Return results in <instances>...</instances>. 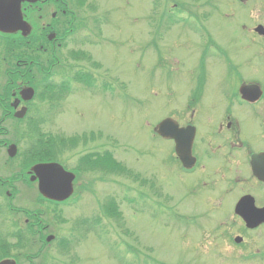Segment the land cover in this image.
Returning <instances> with one entry per match:
<instances>
[{"label":"rangeland","instance_id":"obj_1","mask_svg":"<svg viewBox=\"0 0 264 264\" xmlns=\"http://www.w3.org/2000/svg\"><path fill=\"white\" fill-rule=\"evenodd\" d=\"M205 1H172L179 6L188 3L187 8L195 19L203 16L201 37L208 36L206 27L213 40L222 49L216 56L210 58L213 64L209 69V80L204 97L218 101L219 91L223 87L230 89L229 95H237L242 83V81L236 83L238 74L244 81L259 82L264 91L262 73L264 39L261 41L259 36L256 37L249 32L257 23L264 26V0H250L244 6L238 0H213L219 3V5L213 4L214 10H210L207 6L208 1ZM82 2H86L84 11L88 17L107 13L110 19L113 15L106 28L107 37L110 39L112 37L113 43L101 48L102 52L97 47L96 51L87 48L92 54L91 59L99 62L100 65L98 74L93 76V80L97 83L94 89L103 93L110 91L112 95L108 93L105 94L106 97L97 93L90 95L89 91L80 87L75 88L71 80L72 74L69 77L64 75L67 77L65 82L71 92L64 104H50V101L44 104L40 100H35L30 103L32 107L29 106L31 111L28 113L27 121H43L40 127L44 134L54 136L56 134L60 138L66 136L68 139L77 140L70 141L73 148H77L79 152L76 156H71L74 151L72 149L69 152L67 148L55 153L66 167L72 169L77 166L79 155L81 156L87 149L86 151L91 154H109L121 168L111 170L97 166L90 169L89 176L82 174L84 181L80 182L81 187L78 184L80 188L71 201L72 204L59 207L57 210V214L62 215L59 217L62 219L60 221L64 222L49 227L47 235L56 236L55 243L50 246L43 244L42 247L32 248L33 251L30 248L27 253H31V257L26 258L28 255L25 253V259L18 261V264H72V259H74L73 264H213L214 261L216 264H243L240 261L233 262L228 253L225 257L219 255L218 252L222 247L200 248V243L193 240L195 235L199 237L200 234L193 235L188 242H182L181 225H174V232L171 234L169 219L166 217L170 204L164 203V200L155 193H151L149 203L142 204L133 200L136 196L134 188L149 190L148 188L153 185L150 190L169 195L170 203L177 206L176 210L182 214L206 212L214 219L222 220L226 218L225 216L229 218L232 215V213L228 215L227 210L217 213V209L212 208L213 203L206 202L207 194L198 193L201 191L199 186L194 184L195 176L188 175L191 173L182 175L179 172L171 176L168 159L173 144L155 138L150 133V126L166 116L174 106L176 107L174 102V106L166 105L168 91L172 93L171 100L180 101L188 97L191 89L188 86L189 80L183 76L184 72H181V69L176 72L174 70V73L163 68L155 71L153 69L157 65L156 55L144 51L149 49L146 39L153 37L149 30L150 0H82ZM155 9L159 12L158 18L162 16L160 13L166 12V7L161 5V2L157 3ZM156 24H159L158 19ZM191 27L193 31L189 29ZM158 28L160 33L157 37H166L167 43L171 46L169 48L166 43L164 46L161 43L159 47L163 60L159 58V61L173 64L175 59L177 65L184 66L185 70L188 69L187 66L195 67L198 61V37H200L197 23L190 20L188 14H183L162 18ZM259 54L262 55L261 58ZM37 55L42 61L47 60L49 56V54ZM66 57L64 52L61 51L59 54L57 52L56 59L59 63L51 67L52 79L55 83L63 81L62 74L57 69L64 70L68 66ZM84 59L81 58L82 63L80 61L76 64L78 67L75 69L82 78L85 77V70L81 69L88 66ZM206 60L204 57L202 62L205 64ZM227 67L233 71L232 84L228 86L225 83ZM18 79L17 83L20 82ZM3 81L2 77L0 85ZM102 81H107V84L113 88L112 91L109 87L100 89L99 84ZM74 92L76 95L73 94ZM56 98L55 94V100ZM241 116L244 117L243 114ZM1 118L3 116L0 111ZM4 120L5 122L1 124L3 129L0 142L7 140L14 143L19 154L30 144V137L25 136L24 142L20 143V133L17 132L20 122L16 123L14 119L6 118ZM240 123L242 134H251V126L244 118H240ZM54 151L56 152L55 147ZM7 158L6 149L0 146V180H5L3 185L13 186L6 179L14 175L17 166L13 159ZM133 173H137L142 178L137 179ZM106 174L109 175L108 183H98L104 181ZM14 185L18 189L17 197L13 201L14 206L17 209L35 208L36 203L39 202L35 188L31 185L24 186L20 182ZM8 186L0 187V191H6ZM238 194L240 190L235 189L226 197L225 206L232 208L233 198ZM107 199L114 201L104 202ZM113 204H116L120 211L118 223H115V220H106L101 213L103 208L100 207H109ZM3 205L6 210L4 202ZM39 207L42 208L44 215L47 214L46 220L53 223L48 207L45 205ZM86 221L91 222L90 224L98 221L101 226H112V228L114 224L117 225L121 232L119 236L122 246H113L111 236H107L101 228L96 229L92 234L84 235L81 243H77L76 236L82 233L75 232L78 231L77 229L83 230L82 226ZM191 231L200 233L203 229L196 227ZM253 241L256 247L264 248V239L256 237ZM58 244L59 248L70 245L73 249L68 256H62L57 251ZM12 254L13 252L10 253ZM204 259L207 260L203 261Z\"/></svg>","mask_w":264,"mask_h":264},{"label":"flooded vegetation","instance_id":"obj_2","mask_svg":"<svg viewBox=\"0 0 264 264\" xmlns=\"http://www.w3.org/2000/svg\"><path fill=\"white\" fill-rule=\"evenodd\" d=\"M31 1L21 4L23 18L31 26L30 35L27 37H34V46L40 51H49L55 64L59 63L56 57L62 46L61 43L70 34L82 32L86 24L77 17L72 0H40L39 3ZM91 25L95 27L97 24L92 23ZM50 33L55 34L54 42L48 40ZM20 35V33L0 34V37H19ZM95 42L96 37H91L88 34H85V37L71 38V46L74 48H81L84 45L92 46ZM203 51L204 49L199 57L198 65L187 71L188 78L194 82L188 97L180 101H173L172 98L167 99L169 102L176 103V107L172 108L165 116V119L175 120L180 128L194 127V140L190 150L195 159V165L189 171L184 170L174 154V142L169 141L173 144L168 159L169 174L175 176L180 171L191 173L195 176L198 184L210 185V189L215 192L225 190L226 194L231 191L232 187L241 186L243 193L236 198L234 205L240 197L249 195L258 210L255 215H258L259 220H262L264 219V182L261 183L252 174L250 156L264 152V98L258 103H247L241 100L238 95H229L230 89L227 87L220 89L218 101L205 98L207 76L205 67L199 65L203 59ZM75 54L80 56L79 53ZM82 70H85V74L89 72L86 68ZM75 73L76 71L72 73L73 79L76 77ZM96 85L94 86L96 87ZM168 93L171 94V91ZM242 114L244 117L241 116ZM240 118H244L251 126L250 141L246 140L242 134ZM166 132L171 135L174 130L171 127L167 128ZM262 165L264 167V161ZM260 209H263L262 213L259 211ZM225 210L231 213L229 207H226ZM171 212L172 222L186 223L182 218L187 217L182 213L179 215L178 212H175L176 215H173L174 212ZM234 219L237 220L236 226L218 228L209 232L208 235L201 231L199 240L196 237L193 240L198 243L205 241L207 244H213V242L216 245L225 244L227 253L232 260L239 259V254L243 253L246 262L264 264V248L256 247L253 241V238L256 237L264 239V221L253 228L254 223L250 222V225L246 226L237 216ZM180 234L183 242L192 239L191 233H188L187 230H183ZM235 237H239L240 243L235 242ZM205 260L207 259L203 261Z\"/></svg>","mask_w":264,"mask_h":264},{"label":"water","instance_id":"obj_3","mask_svg":"<svg viewBox=\"0 0 264 264\" xmlns=\"http://www.w3.org/2000/svg\"><path fill=\"white\" fill-rule=\"evenodd\" d=\"M22 0H0V31L3 32H15V30L23 29L25 28V24L22 23L20 17L18 19L12 20V21H6L4 12L5 10L9 9L11 11H16V13L19 14V4ZM256 31H258L260 34H263L264 31L261 27L257 28ZM21 96L24 100H30L33 96V90L30 88L23 89L21 91ZM17 104V102L15 103ZM15 104L13 106H15ZM24 110L21 113L15 114L16 117H22L24 115ZM165 126H167V121H164L161 126L159 127L158 132L161 136L166 137V134L163 129H165ZM189 140V139H188ZM177 146L180 145V147L185 146L189 148L190 146V140L185 144L184 141H178L176 140ZM8 153L11 157H13L16 153V148L14 145H12L10 148H8ZM178 150V149H177ZM181 150H178L177 153L179 155ZM255 170V168H254ZM32 171L35 173V177H33V180L36 178L38 179V189L40 194H42L44 197L55 200V201H63L72 193V181H73V175L71 173L65 172L62 167L59 164L56 163H49V164H39L32 168ZM257 174V173H256ZM257 176H260L257 174ZM244 201V200H243ZM240 205L238 204L235 208L237 213L243 217V214L240 211ZM48 238L47 240H50ZM0 264H15L12 260H4L0 262Z\"/></svg>","mask_w":264,"mask_h":264},{"label":"trees","instance_id":"obj_4","mask_svg":"<svg viewBox=\"0 0 264 264\" xmlns=\"http://www.w3.org/2000/svg\"><path fill=\"white\" fill-rule=\"evenodd\" d=\"M11 42V41H10ZM13 45V44H12ZM6 55L9 56H13L16 57L14 54V50H11L10 52H6ZM15 59V58H13ZM11 66V65H10ZM18 72H15L14 75H18ZM10 74H8L9 77ZM11 76V75H10ZM53 83H51L50 85H52ZM53 86V85H52ZM52 86L47 87V90H50L49 92H45L44 94H38L37 98L39 100L44 99V98H49V100H52V92L54 91L55 88H52ZM6 92V97L7 99H9L8 97H10V91L9 90H5ZM51 96V97H50ZM4 112L5 113L6 109L11 110V108H8V104L5 105H1ZM3 123L2 118L0 119V125ZM21 125L24 126V124L26 125V128L23 130V127H18L17 132L20 133L19 134V138H20V143L24 142V137L25 136H29L28 138L30 139V144L28 146H26L22 152H20L18 154L17 159L19 160L20 164H22L23 166H29L32 165L35 162H39V161H52L53 160V156H54V152L52 151L53 146L55 147V145L57 143L63 145V147L65 146V141L64 140H57L56 137H54L53 135L50 134H44L41 130V124L43 123V121H38V120H28L27 119L25 121H21ZM29 134V135H28ZM59 141V142H58ZM46 148V149H45ZM85 160V159H84ZM82 159L83 163H91L90 161L85 162ZM101 162L104 163H109L110 162V157L106 158H100ZM94 166H97L96 162H93ZM78 169L80 168V164L77 165ZM109 166V165H108ZM21 231L17 230L13 233H11L10 237L13 238L14 241H6L7 238L4 236L2 238V233L0 232V255H2V257H8L10 256L8 251L12 250V249H17V250H25L27 249L28 245H22L24 244L25 240H23V238L21 237ZM28 251V250H27ZM1 259V256H0Z\"/></svg>","mask_w":264,"mask_h":264},{"label":"bare ground","instance_id":"obj_5","mask_svg":"<svg viewBox=\"0 0 264 264\" xmlns=\"http://www.w3.org/2000/svg\"><path fill=\"white\" fill-rule=\"evenodd\" d=\"M35 2H38V3H39V2H40V0H35Z\"/></svg>","mask_w":264,"mask_h":264}]
</instances>
